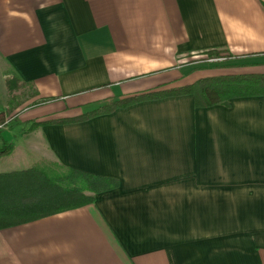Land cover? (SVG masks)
Returning <instances> with one entry per match:
<instances>
[{"label":"crops","instance_id":"obj_1","mask_svg":"<svg viewBox=\"0 0 264 264\" xmlns=\"http://www.w3.org/2000/svg\"><path fill=\"white\" fill-rule=\"evenodd\" d=\"M208 51L232 58L207 67ZM228 75H264V0H0V174L54 165L119 182L0 230V264H264L255 80L228 106L170 97L32 128Z\"/></svg>","mask_w":264,"mask_h":264},{"label":"trees","instance_id":"obj_2","mask_svg":"<svg viewBox=\"0 0 264 264\" xmlns=\"http://www.w3.org/2000/svg\"><path fill=\"white\" fill-rule=\"evenodd\" d=\"M205 55L206 61L223 59L224 62L232 58V55L226 51H208ZM220 63L212 62L207 66L216 68ZM246 80H255L254 84L261 82L263 85L254 87L253 84L250 86L249 94H261L258 91L260 89L264 94V75L207 77L189 86L151 91L117 99L79 117L35 124L32 128L48 124L80 123L94 117L112 114L116 110L138 103L170 97L192 96L194 105L198 109L215 105L228 106V101L238 95V82ZM6 84L11 90V82L8 81ZM10 151L11 145L4 144L0 149V157L7 155ZM59 168L63 172L53 175L38 170L0 174V230L91 205L97 194L114 190L119 186V182L115 179Z\"/></svg>","mask_w":264,"mask_h":264},{"label":"rangeland","instance_id":"obj_3","mask_svg":"<svg viewBox=\"0 0 264 264\" xmlns=\"http://www.w3.org/2000/svg\"><path fill=\"white\" fill-rule=\"evenodd\" d=\"M203 57L202 58H198V61H203V64L204 66H207L210 64V62H208V60L206 61L207 57L205 55V53L202 55ZM208 67V66H207ZM23 94L25 95H31V90H26V91H23ZM16 97V96H14ZM13 99V98H12ZM11 100V99H10ZM45 173L49 174V175H53V174H60L62 173V169H60L59 167H55L54 165H50L46 171H44Z\"/></svg>","mask_w":264,"mask_h":264},{"label":"built area","instance_id":"obj_4","mask_svg":"<svg viewBox=\"0 0 264 264\" xmlns=\"http://www.w3.org/2000/svg\"><path fill=\"white\" fill-rule=\"evenodd\" d=\"M222 62L223 61V59H218V60H208V62H210V63H212V62ZM6 123H4V124H1L0 125V131L4 128V125H5Z\"/></svg>","mask_w":264,"mask_h":264}]
</instances>
